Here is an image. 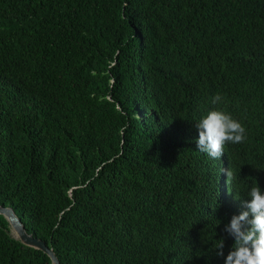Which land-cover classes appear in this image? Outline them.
I'll return each mask as SVG.
<instances>
[{
  "label": "trees",
  "instance_id": "1",
  "mask_svg": "<svg viewBox=\"0 0 264 264\" xmlns=\"http://www.w3.org/2000/svg\"><path fill=\"white\" fill-rule=\"evenodd\" d=\"M210 110L246 129L219 159ZM255 182L264 0H0V204L61 264H225ZM0 264L53 262L0 215Z\"/></svg>",
  "mask_w": 264,
  "mask_h": 264
},
{
  "label": "clouds",
  "instance_id": "2",
  "mask_svg": "<svg viewBox=\"0 0 264 264\" xmlns=\"http://www.w3.org/2000/svg\"><path fill=\"white\" fill-rule=\"evenodd\" d=\"M222 101L220 94L212 98V103ZM199 133L197 147L210 158L219 159L224 155L228 143H243L246 138L245 127L226 111L210 110L196 124ZM228 181L233 179V172L226 171ZM245 202L247 211L234 215L225 231L234 238L232 250L228 253L225 264H264V191L257 182L248 191ZM224 241L216 245L217 255L224 256Z\"/></svg>",
  "mask_w": 264,
  "mask_h": 264
},
{
  "label": "water",
  "instance_id": "3",
  "mask_svg": "<svg viewBox=\"0 0 264 264\" xmlns=\"http://www.w3.org/2000/svg\"><path fill=\"white\" fill-rule=\"evenodd\" d=\"M0 215L4 216L9 222L12 235L15 239L19 240L25 246L43 251L51 258L53 264H61L54 249L49 247V245L42 239L29 233L25 224L12 207L0 204Z\"/></svg>",
  "mask_w": 264,
  "mask_h": 264
}]
</instances>
